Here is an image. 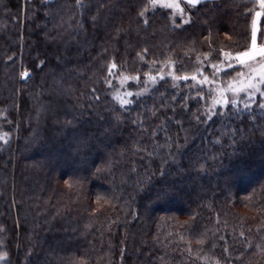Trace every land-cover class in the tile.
Instances as JSON below:
<instances>
[{"label":"trees","instance_id":"16d2710c","mask_svg":"<svg viewBox=\"0 0 264 264\" xmlns=\"http://www.w3.org/2000/svg\"><path fill=\"white\" fill-rule=\"evenodd\" d=\"M178 1L0 0V264H264V96L150 81L214 78L258 3Z\"/></svg>","mask_w":264,"mask_h":264},{"label":"snow or ice","instance_id":"6c2138e0","mask_svg":"<svg viewBox=\"0 0 264 264\" xmlns=\"http://www.w3.org/2000/svg\"><path fill=\"white\" fill-rule=\"evenodd\" d=\"M76 2L78 5H82L83 0H76ZM199 2H200V0H186V3L192 7H195ZM260 4H261V7H264V0H260ZM164 7H167V8L177 7L178 12L176 14L177 15L182 14V10H179V5L167 4V5H164ZM260 14L261 13H259V12L256 13L257 16H259ZM141 15H143V14H141ZM185 22L187 23L188 21H185ZM261 35L264 36V33H262ZM255 42H256V30L254 28L253 32H252V44H253V46H255ZM224 55H225L226 59H225V61H222V62L226 64L227 68H231L234 66L231 63L232 60L239 62V64L242 66L245 65V60L242 59V57H247V59L249 61L255 60L254 55L248 51H245L242 53H236L235 55H232L231 53H225ZM261 55L264 56V46L261 47ZM41 63H43V62H41ZM257 63H260V71H256L255 69H253L251 64L247 65L248 68L250 69V72H249L248 83L246 85H243L241 87H234L233 85L229 84L226 90L221 91L219 93V96L213 99L212 106L209 109H207L206 113H205V115L207 116L208 119L212 118V115L214 114V111H215V105L227 106L229 104L235 105L237 103L236 99H231V100L228 99L225 92H231L234 97L238 93L243 92L249 101H251L253 99V97L255 96V94L257 92H261V85H264V62H257ZM116 67H117V65L115 63H112L108 67V71H109L110 75L115 74L114 70L116 69ZM211 67L214 69V72H213L214 78H218L219 73L222 71V69H220L217 65H211ZM238 75H241V73H238ZM22 76L25 78L29 77L30 73L24 72L22 74ZM160 78L163 79L164 77L161 76ZM153 79H155V78H153ZM178 79L188 80L189 77H182V78H178ZM191 79L193 81H195L196 77L193 76V77H191ZM109 83H110V81H109ZM197 83L199 85H208V84L214 83V81L209 80L207 77H205L203 80L198 81ZM211 91L212 90L210 89L209 90L210 95H211ZM124 95L125 96H133L134 94L131 92H127V93H124ZM141 95H142V93H141ZM261 95H264V92H261ZM200 98L202 99L203 97L201 96ZM96 99H99V98L97 97ZM117 99L120 100V106L121 107H125L126 105L134 102L132 100L123 99V97H121V96H118ZM244 107L249 108V107H251V104L245 103ZM260 107L264 108V104H261ZM196 122L199 124V123H202L205 121L201 116H196ZM68 123H71V122L69 121ZM134 123H136V121H134ZM5 135H7V134H5ZM109 167H111V163H109ZM105 171H107V169H105L103 167L97 168L95 173H93V175H99ZM167 195H168L167 191L162 190L161 193L158 194V197L163 198V197H166ZM241 235H243V233H241ZM225 251H227V249H225Z\"/></svg>","mask_w":264,"mask_h":264},{"label":"rangeland","instance_id":"374dc122","mask_svg":"<svg viewBox=\"0 0 264 264\" xmlns=\"http://www.w3.org/2000/svg\"><path fill=\"white\" fill-rule=\"evenodd\" d=\"M152 3L159 5V6H162V7H164V5H167V4L179 5V10H181V7H180L178 0H152ZM257 3H258V10L255 12V15L253 17V26H252V29L255 28V30H256V42H255V46H253L252 35H251L250 48L248 50H246V51H248L254 55L255 60L249 61L247 59V57H242V59L245 60V65H243V66L240 65L239 62L232 60L231 63L234 66H237L238 69L235 72V74L233 75V77L231 79H229L226 83H223L219 80L217 81L215 78L207 76L205 73H203V71L201 69L195 71V73H192L189 75H182V76L178 77V76H175L173 74L172 67L169 65L167 67H164V68H161L160 70H158L157 74H155L153 77H151L150 81L154 82L156 80L155 77H159V76H169V77L176 78V79L182 78V77H189V79L192 81V83L195 87L202 88V89L206 90L207 92H209L210 89L212 90L211 91V102L213 101L214 98L219 96V93L221 91L226 90L229 84L233 85L234 87H241L243 85H246L248 83L249 72H250V69L248 68L247 65L251 64L253 69H255L256 71H260V63H257V62H264V56L261 55V47L264 46V36H262L261 34L264 33V28L260 29L261 33L259 34L260 31L258 28V20H259L260 15L259 16L256 15L257 12L261 13L264 10V7H261L260 0H257ZM170 9L173 11V13L175 12L174 14H176L178 12L177 7H172ZM252 32H253V30H252ZM232 55H235V54H232ZM224 58L226 59V57H224ZM218 67L220 69H222L221 72L228 69L226 67V64H223V62L219 63ZM238 73H241V75H238ZM193 76L196 77L195 81H193L191 79V77H193ZM205 77H207L209 80H213L214 83L208 84V85H199L197 82L203 80ZM153 78H155V79H153ZM130 79H132V77H128L126 75H123L119 81H120L121 85H124L126 83V81H128ZM178 80H182V79H178ZM149 87L150 86H147L143 90L141 89V90L137 91L136 94H141V93L146 92L149 89ZM127 92H130V91L123 90V89H117L114 92V96L116 98L118 96H121V97H123V99H126L128 96H125L124 93H127ZM261 92H264V85H261ZM261 92H257L255 95H261ZM225 94H226L227 98L230 100L231 99L238 100V98L240 96H245V94L243 92L238 93L235 97L233 96V94L231 92H225ZM261 96H264V95H261ZM245 98H247V97L245 96Z\"/></svg>","mask_w":264,"mask_h":264},{"label":"crops","instance_id":"0c3cea01","mask_svg":"<svg viewBox=\"0 0 264 264\" xmlns=\"http://www.w3.org/2000/svg\"><path fill=\"white\" fill-rule=\"evenodd\" d=\"M186 1V0H185Z\"/></svg>","mask_w":264,"mask_h":264}]
</instances>
